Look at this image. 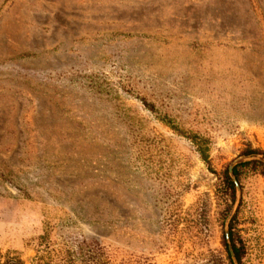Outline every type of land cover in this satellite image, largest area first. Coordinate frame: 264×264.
I'll return each instance as SVG.
<instances>
[{
    "label": "rangeland",
    "instance_id": "obj_1",
    "mask_svg": "<svg viewBox=\"0 0 264 264\" xmlns=\"http://www.w3.org/2000/svg\"><path fill=\"white\" fill-rule=\"evenodd\" d=\"M247 150L264 0H0V264H264Z\"/></svg>",
    "mask_w": 264,
    "mask_h": 264
},
{
    "label": "trees",
    "instance_id": "obj_2",
    "mask_svg": "<svg viewBox=\"0 0 264 264\" xmlns=\"http://www.w3.org/2000/svg\"><path fill=\"white\" fill-rule=\"evenodd\" d=\"M263 154L264 153H261L258 150H247V151H245L244 156H256V155H263ZM246 166H252L254 171H257L260 169L259 170L260 174L264 175V164L259 162V161H252V162L240 164L234 168L233 172H234V175L236 176V178L238 180H239V176H240V168L246 167ZM222 182H223V186H224L225 190L227 192H229V194H230V198H231V202H232L231 207H232V205L235 202L236 187H235L233 180L230 177L228 167L223 172ZM233 221H234V219H233ZM233 221L230 224V238H231V243H232V249H233L234 255H235L238 263L243 264V261H244L245 255H246L245 245L241 241V239L239 238L237 233H235ZM223 238H224V245H225V248L227 251L229 261L231 264H233L232 255H231L230 250L228 248V244L226 242L225 235L223 236ZM20 263L22 264V262H20ZM8 264H18V262L17 263H8Z\"/></svg>",
    "mask_w": 264,
    "mask_h": 264
},
{
    "label": "water",
    "instance_id": "obj_3",
    "mask_svg": "<svg viewBox=\"0 0 264 264\" xmlns=\"http://www.w3.org/2000/svg\"><path fill=\"white\" fill-rule=\"evenodd\" d=\"M256 160L262 161L264 163V159L261 158V157H250L248 159V161H256ZM239 163H241V162L237 161V162L233 163L230 166V168H229V174H230L232 180L234 181V183L236 184L237 191H238V198H237V202L235 204L233 212H235L236 208L238 207L239 201H240V197H241L240 188H239L238 182H237V180L235 178V175H234V172H233L235 166L238 165ZM232 214H231V216L229 217V219L227 220V223H226V238H227V242H228V245H229L230 253H231L232 258H233V262H234V264H238V261H237L235 255H234V252H233V249H232V245H231V241H230V233H229V222H230V219L232 217Z\"/></svg>",
    "mask_w": 264,
    "mask_h": 264
}]
</instances>
